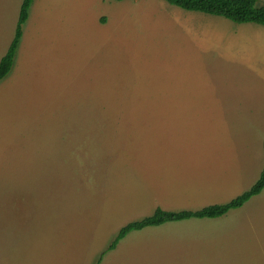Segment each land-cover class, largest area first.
Returning a JSON list of instances; mask_svg holds the SVG:
<instances>
[{"label": "rangeland", "instance_id": "374dc122", "mask_svg": "<svg viewBox=\"0 0 264 264\" xmlns=\"http://www.w3.org/2000/svg\"><path fill=\"white\" fill-rule=\"evenodd\" d=\"M21 2L0 0V59ZM254 28L163 0H34L0 82V264H95L158 207L251 187L264 46L236 31ZM154 111L177 125L157 132ZM262 192L220 218L132 232L99 264H264Z\"/></svg>", "mask_w": 264, "mask_h": 264}, {"label": "trees", "instance_id": "16d2710c", "mask_svg": "<svg viewBox=\"0 0 264 264\" xmlns=\"http://www.w3.org/2000/svg\"><path fill=\"white\" fill-rule=\"evenodd\" d=\"M34 0H22L13 38L0 59V82L10 73L19 42L22 37V26L28 19L29 10ZM121 2L123 0H113ZM168 5L186 12H197L209 16L220 17L234 24H255L264 27V4H258L257 0H163ZM264 153V139L262 142ZM264 189V166L255 183L246 191L236 196L227 203L205 206L198 210L170 211L156 208L149 216L137 221H132L121 227L108 247L103 251L97 262L102 257L116 248L121 240L132 232H138L145 228L159 227L167 223L182 222L187 220L216 219L224 216L231 210L241 208L251 198L259 195Z\"/></svg>", "mask_w": 264, "mask_h": 264}, {"label": "crops", "instance_id": "0c3cea01", "mask_svg": "<svg viewBox=\"0 0 264 264\" xmlns=\"http://www.w3.org/2000/svg\"><path fill=\"white\" fill-rule=\"evenodd\" d=\"M236 32H249L250 34H253L254 36H255V38L256 39H258V41H259V43H260V45L261 46H264V28H254V29H246V31H242V30H237ZM252 42H254V43H256V44H258L254 39H253V41ZM259 45V44H258ZM259 45V46H260ZM235 87H236V84H233ZM263 101H260L259 103H262ZM155 113H150V114H148V116H155L156 118H154V120L152 119V118H150V124L153 126L154 125V127H156L157 128V132H160V133H163L164 132V129L163 130H159V127L161 126V127H165V129L167 130L169 127H171V126H173L174 127V125H177V122H176V120L172 117V118H166L165 117V113L163 112V111H154ZM131 115H140L139 113H136V114H131ZM264 118V117H263ZM255 121V120H254ZM136 123H139V122H136ZM160 125V126H159ZM154 134V132L153 133H151L150 135H149V138L152 136ZM264 139V138H263ZM250 188V187H249ZM248 188V189H249ZM246 191V190H245ZM263 191V190H262ZM263 192L262 193H260L259 195H261V197H263ZM258 196V195H257ZM257 196H255V197H257ZM255 197H253L252 199V201L249 203V204H247L248 205V208H250L252 205H253V203H254V200H256L257 198H255ZM247 208V209H248ZM171 211V210H170ZM232 211H234V210H232ZM202 220H204V219H202ZM206 220V219H205ZM207 220H212V219H207ZM199 237V236H198ZM199 238H201V237H199ZM192 242H194V239H192L191 240Z\"/></svg>", "mask_w": 264, "mask_h": 264}]
</instances>
